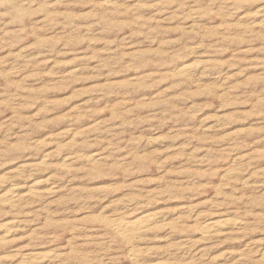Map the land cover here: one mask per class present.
Wrapping results in <instances>:
<instances>
[{
    "label": "rangeland",
    "instance_id": "rangeland-1",
    "mask_svg": "<svg viewBox=\"0 0 264 264\" xmlns=\"http://www.w3.org/2000/svg\"><path fill=\"white\" fill-rule=\"evenodd\" d=\"M35 262L264 264V0H0V264Z\"/></svg>",
    "mask_w": 264,
    "mask_h": 264
},
{
    "label": "bare ground",
    "instance_id": "bare-ground-1",
    "mask_svg": "<svg viewBox=\"0 0 264 264\" xmlns=\"http://www.w3.org/2000/svg\"><path fill=\"white\" fill-rule=\"evenodd\" d=\"M6 201L8 202V201H11V200H5L4 202H6ZM150 222H151V219L136 220V221H133V222H121V223L115 225L114 228H115V230H116L117 233H119L120 235L126 237V236H130L132 234H137V233L146 231L149 228V226H150ZM216 227H217L216 224L210 223V224H208L205 227L204 231L203 230L202 231H203L204 235H210V234H212L214 232L213 229L215 230ZM133 256L136 257L137 255L136 254H133ZM35 264H36V262H35Z\"/></svg>",
    "mask_w": 264,
    "mask_h": 264
}]
</instances>
